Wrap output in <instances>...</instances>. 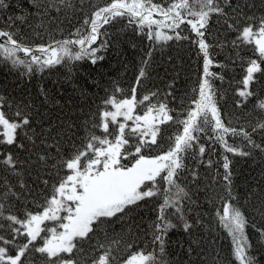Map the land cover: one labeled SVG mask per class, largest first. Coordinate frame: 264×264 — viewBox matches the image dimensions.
Listing matches in <instances>:
<instances>
[{"label":"snow or ice","instance_id":"snow-or-ice-1","mask_svg":"<svg viewBox=\"0 0 264 264\" xmlns=\"http://www.w3.org/2000/svg\"><path fill=\"white\" fill-rule=\"evenodd\" d=\"M32 2L35 4L36 0ZM222 3L228 4L229 0H161L160 3L153 0H110L105 6L96 8L83 21L82 27L71 34L75 38L35 48L14 38V32L0 29V55L11 60L14 66H25L29 74L60 65L65 58L72 61L88 59L95 65L104 59L103 55L97 53L107 48V41L101 37L108 33L100 29L125 16L138 18L142 31L143 26L149 28L146 33L148 40L190 41L203 57L200 82L193 89L196 95L180 114L173 116V110L166 101L152 103V98L158 96L157 92L137 99L136 88L141 78L145 77L144 68H141L129 96L118 95L124 90L116 87L103 99L98 112L99 122L92 124L101 134L89 132L79 145L72 144L67 155L58 153L59 160L53 164V168L57 169L59 179L43 202L36 205L35 211L26 209L21 217L11 212L9 205L8 214L5 215V203L0 202V219L8 222L6 227L0 223V230L7 232V236L0 235V264H80L76 258V254L83 251L80 245L90 242L98 228L112 218L127 216L141 202L153 198L161 201L156 208V219L149 225L151 243L155 247L151 251L140 249L131 253L123 264H168V233L181 228L191 235L196 225L201 223L199 219H189L191 197L179 183L181 173L187 169L185 159L190 152L193 158L205 154V145L200 143L201 134L223 149L220 164L223 174L217 169L212 180L216 183L219 178L223 189V194L219 195L222 207L216 211V217L219 226L230 237L233 259L236 264H260L259 258L252 254L253 243L247 229L251 227L255 230L258 234L257 244L264 249V228H257L235 203L237 196L233 190L232 160L227 153L241 157L251 156L253 150L264 153V143H257L252 137V133L264 131V122L250 125L251 132L243 127H232L230 122L225 123L212 84V79L223 80L224 77L210 71L213 67L224 65L218 64L210 54L209 49L215 45L208 42L206 34L211 14H217L224 18L227 28L237 32L236 39L230 42L233 47L251 46L255 58L248 59L246 74L241 81L244 87L238 91L240 97L247 99L254 95L250 85L256 79L255 74L264 73L261 67L264 64V16L257 19L243 14L241 20L237 18L241 14L235 9L231 16L226 13ZM7 7L6 0H0V9ZM154 14L162 16L163 21L154 19ZM132 22L129 19V23ZM153 25L169 28L173 34L153 32ZM181 25H186L194 38L182 35L183 30L177 31ZM74 47L78 50H74ZM152 51L150 46L142 61L145 67L151 60ZM18 53H23L28 59L21 58ZM258 107L264 109V101ZM137 108H141L142 114L137 113ZM14 116L18 119H10L0 103V144L24 149V144L17 139L18 130L30 129L31 117L22 110H17ZM169 122L176 125L177 130L168 137V147L161 151L164 138L160 135V126ZM24 135L28 136V133L24 132ZM228 137H241L251 150L230 144ZM28 139L32 140V137L28 136ZM152 152L156 154H149ZM3 156V165L19 176L21 162L12 153ZM39 159L47 162L46 156ZM198 163L211 167L213 161L201 159ZM60 170H64V175H60ZM192 175L196 177L197 173L192 171ZM43 183L47 185L48 181ZM21 187H24L23 182ZM9 193L16 195L11 186L3 196L7 197ZM257 212L264 217V202ZM47 222H53L54 226ZM119 243L114 240L107 246L94 245L95 252L99 254L93 253L91 264H116L113 245ZM127 247L131 248L132 245ZM261 254L264 255V251ZM29 257L34 259L30 260Z\"/></svg>","mask_w":264,"mask_h":264},{"label":"trees","instance_id":"trees-1","mask_svg":"<svg viewBox=\"0 0 264 264\" xmlns=\"http://www.w3.org/2000/svg\"><path fill=\"white\" fill-rule=\"evenodd\" d=\"M109 2L110 0H36L33 4L32 0H6L8 7L0 9V29L14 32V38L34 48L46 46L55 41L75 38L71 34L82 27L83 21L96 8ZM153 2L160 3L161 0ZM222 6L230 16L235 9L241 14L237 17L241 20L243 14L257 19L264 16V0H229L228 4L222 3ZM153 18L158 21L164 19L158 14H154ZM129 19L133 22L129 23ZM105 30L108 35L101 39L107 41V48L97 53L103 55L104 59L97 61L95 65L88 59L72 61L65 58L60 65L29 74L25 66H14L11 60L0 55V103L3 104V110L10 119H18L14 116L17 110H22L31 117V128L18 130L17 139L24 144V149L0 144V202L5 203V215L8 214L9 205L10 211L21 217L26 209L36 210V205L43 202V198L51 192L52 185L59 179L57 169L53 168V164L59 160V154L67 155L72 144L79 145L89 132L101 134L92 124L99 122L98 112L103 99L116 87L124 90L118 95L129 96L141 68H144L145 77L141 78L140 85L136 88L138 100L142 95L157 92L158 96L152 98V103L166 101L173 110L171 114L176 116L196 95L193 89L200 82L203 57L190 41H150L146 35L149 28L143 26L142 31L138 18L127 16L118 17L100 29L101 32ZM181 30L182 35L194 38L186 25L177 29ZM151 31L173 34L171 29L161 28L159 25H153ZM206 36L208 42L215 45L209 49L210 54L218 64L224 65L210 69L224 77L223 80L212 79L224 121L226 124L230 122L232 127H243L251 132L250 125H255L258 121L264 122V109L258 107L264 101V73L255 74L256 79L250 85L254 95L247 99L240 97L238 91L244 87L241 81L246 74L247 61L255 58L251 46L233 47L230 42L236 39L237 32L227 28L224 18L217 14H211ZM99 43L100 40L97 41ZM150 46L153 49L152 57L145 67L142 61ZM74 50L78 49L74 47ZM18 55L28 59L23 53ZM261 67L264 68V64ZM137 109L141 111V108ZM160 127V135L164 138L160 149L162 151L168 147V137L176 132L177 126L169 122ZM252 137L257 143H264V131L252 133ZM228 142L246 151L251 150L247 141L241 137H228ZM200 143L206 148L204 156L193 158L190 152L185 159L187 169L181 173L179 183L191 197L189 219H199L201 223L196 225L191 235L181 228L168 233L166 259L168 264H236L230 237L219 226L216 217V211L222 207L219 195L223 194V189L219 178L213 183L212 177L217 169L223 174L224 170L220 167L223 149L218 143L208 140L204 134H201ZM5 153H12L21 162L19 176L3 165ZM227 155L232 160L233 190L237 196L235 203L257 228H264V217L257 212L264 202V153L253 150L249 157L233 156L231 153ZM40 156H46L47 162L41 161ZM201 159H211L212 166L198 163ZM192 171L197 173L196 177H193ZM60 175H64V170H60ZM45 180L48 181L47 185L43 183ZM21 182L24 187H21ZM9 186L16 195L9 193L4 197ZM160 202L156 198L141 202L127 216L112 218L98 228L90 242L80 245L83 251L76 254L80 264H91L94 245L107 246L114 240L120 241L118 245H113L116 264H123V260L137 250H153L155 245L151 243L149 225L156 219V208ZM0 223L6 227L8 222L0 219ZM247 232L253 243L252 254L259 258L260 264H264V255L261 254L264 249L257 244L258 234L251 227ZM0 235L7 236V232L0 230ZM129 244L132 245L131 248L127 247Z\"/></svg>","mask_w":264,"mask_h":264},{"label":"rangeland","instance_id":"rangeland-1","mask_svg":"<svg viewBox=\"0 0 264 264\" xmlns=\"http://www.w3.org/2000/svg\"><path fill=\"white\" fill-rule=\"evenodd\" d=\"M137 113H141V111H139L138 109H136ZM142 114V113H141ZM131 123V122H129ZM50 226H54L53 222H47Z\"/></svg>","mask_w":264,"mask_h":264},{"label":"water","instance_id":"water-1","mask_svg":"<svg viewBox=\"0 0 264 264\" xmlns=\"http://www.w3.org/2000/svg\"><path fill=\"white\" fill-rule=\"evenodd\" d=\"M52 44H54V43H52Z\"/></svg>","mask_w":264,"mask_h":264},{"label":"bare ground","instance_id":"bare-ground-1","mask_svg":"<svg viewBox=\"0 0 264 264\" xmlns=\"http://www.w3.org/2000/svg\"><path fill=\"white\" fill-rule=\"evenodd\" d=\"M233 247V246H232Z\"/></svg>","mask_w":264,"mask_h":264}]
</instances>
